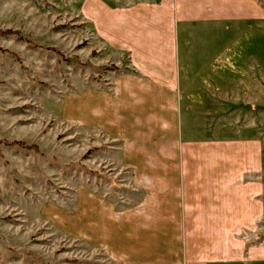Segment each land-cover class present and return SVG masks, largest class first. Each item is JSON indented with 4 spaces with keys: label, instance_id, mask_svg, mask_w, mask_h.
I'll list each match as a JSON object with an SVG mask.
<instances>
[{
    "label": "rangeland",
    "instance_id": "rangeland-1",
    "mask_svg": "<svg viewBox=\"0 0 264 264\" xmlns=\"http://www.w3.org/2000/svg\"><path fill=\"white\" fill-rule=\"evenodd\" d=\"M136 1L0 0V264H111L87 243L92 216L103 200L108 211V202L133 199L131 177H166L172 102L129 101L118 79L131 61L153 59L121 53L101 35L115 8ZM253 12L187 35L180 62L208 67L207 86L218 91L207 102L190 93L180 106L186 127L208 132L191 128L188 138L251 141L264 189V0ZM156 24L119 29L154 36ZM246 241L264 245V226Z\"/></svg>",
    "mask_w": 264,
    "mask_h": 264
},
{
    "label": "crops",
    "instance_id": "crops-1",
    "mask_svg": "<svg viewBox=\"0 0 264 264\" xmlns=\"http://www.w3.org/2000/svg\"><path fill=\"white\" fill-rule=\"evenodd\" d=\"M253 10L254 0H137L106 19L101 35L107 44L153 59L149 66L133 60L132 72L118 76L127 99L172 102L176 118L166 177H129L134 198L118 207L108 202V211L103 200L101 213L92 216L87 243L111 264H264L263 242L246 241L264 226L263 167L251 141L188 138L191 128V133L208 132L204 126L186 127L188 109L180 106L190 93L207 102L215 101L212 94L218 91L207 86L208 67L180 62L187 35L198 28L213 31L221 21H251ZM128 22L157 23L155 35L128 31L123 37L119 27ZM187 70L196 72L190 77ZM133 78L146 82L150 94L143 98L145 90Z\"/></svg>",
    "mask_w": 264,
    "mask_h": 264
}]
</instances>
